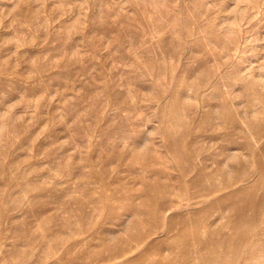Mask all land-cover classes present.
Masks as SVG:
<instances>
[{
	"label": "rangeland",
	"instance_id": "rangeland-1",
	"mask_svg": "<svg viewBox=\"0 0 264 264\" xmlns=\"http://www.w3.org/2000/svg\"><path fill=\"white\" fill-rule=\"evenodd\" d=\"M260 73L264 0H0V264H264Z\"/></svg>",
	"mask_w": 264,
	"mask_h": 264
},
{
	"label": "bare ground",
	"instance_id": "bare-ground-1",
	"mask_svg": "<svg viewBox=\"0 0 264 264\" xmlns=\"http://www.w3.org/2000/svg\"><path fill=\"white\" fill-rule=\"evenodd\" d=\"M235 29H237V26L236 25H233L232 27H230V30L231 31H235ZM219 35L222 36V34H219ZM229 43H231L230 44L231 45V48H230L229 51L226 52V58L227 59H229L230 57L233 58L234 55L236 56L237 49H238L237 47H239L238 42L230 41ZM244 81H245V84H244L245 89H247L248 91L249 90L251 91L253 88L261 87V84L264 83V78L261 77V73H260V74L255 75L252 79H245ZM250 103L253 106H256L257 105V107L258 106L260 107L258 110H256L257 113L259 111H261V99L259 97H256L255 96V98H253V99L250 100ZM256 120L257 119H255V117H254V119H251V118H249L247 116H244L243 118H241V123L247 125V122L248 121H252V122L254 121V122H256ZM188 157H189V160H191V161H193V160H195V159L198 158L196 152H192V153L190 152V153H188ZM229 158L231 160H233V161H236V159H237L236 156H233V155H230ZM235 189H237L236 190L237 191V194H236V197L237 198H243V197L247 196L248 195V192L250 190L248 187H244L242 185H239V187H237V188H235V187L233 188L232 185L230 186V191H234ZM233 197H235V196H233ZM227 198H231V194H229L227 196ZM227 200H230V199H224L223 202H226ZM221 201H222V199H221ZM168 230H169V228L167 227L166 228V231L168 232ZM250 234H253V233L251 231H246L245 233H243V235H245V236H249ZM128 253H130V251H127V250L126 251H120V256L126 258L127 255H128ZM226 260H227V257L225 255L224 256H218L216 258H212L211 260L209 259V260L204 261L203 264H226L227 263ZM241 260H242V258H241ZM241 262H242L241 264H247L244 260L241 261Z\"/></svg>",
	"mask_w": 264,
	"mask_h": 264
}]
</instances>
